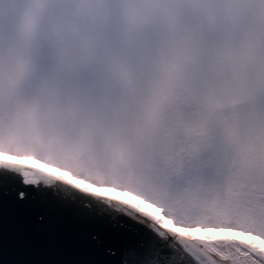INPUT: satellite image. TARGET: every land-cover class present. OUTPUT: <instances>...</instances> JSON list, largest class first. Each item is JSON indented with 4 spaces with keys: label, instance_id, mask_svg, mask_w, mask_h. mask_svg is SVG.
<instances>
[{
    "label": "snow or ice",
    "instance_id": "1",
    "mask_svg": "<svg viewBox=\"0 0 264 264\" xmlns=\"http://www.w3.org/2000/svg\"><path fill=\"white\" fill-rule=\"evenodd\" d=\"M9 199L113 264H264V0H0Z\"/></svg>",
    "mask_w": 264,
    "mask_h": 264
},
{
    "label": "water",
    "instance_id": "2",
    "mask_svg": "<svg viewBox=\"0 0 264 264\" xmlns=\"http://www.w3.org/2000/svg\"><path fill=\"white\" fill-rule=\"evenodd\" d=\"M84 225L76 214L42 222L6 200L0 211V264H113Z\"/></svg>",
    "mask_w": 264,
    "mask_h": 264
}]
</instances>
